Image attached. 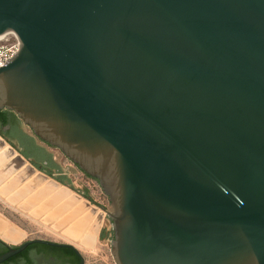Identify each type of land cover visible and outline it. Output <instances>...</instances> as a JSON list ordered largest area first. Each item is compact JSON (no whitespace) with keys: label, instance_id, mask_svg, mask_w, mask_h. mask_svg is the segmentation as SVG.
<instances>
[{"label":"water","instance_id":"water-1","mask_svg":"<svg viewBox=\"0 0 264 264\" xmlns=\"http://www.w3.org/2000/svg\"><path fill=\"white\" fill-rule=\"evenodd\" d=\"M7 32L0 110L98 182L115 264H264V0H0ZM33 244L79 255L0 263Z\"/></svg>","mask_w":264,"mask_h":264},{"label":"rangeland","instance_id":"rangeland-1","mask_svg":"<svg viewBox=\"0 0 264 264\" xmlns=\"http://www.w3.org/2000/svg\"><path fill=\"white\" fill-rule=\"evenodd\" d=\"M5 145H7L8 147L10 146L9 144H5ZM10 147L14 149L12 146ZM50 151L52 152L54 158L58 162L63 177L68 181L69 184V186L62 185L56 180L47 177V180L58 183L57 189L58 188L66 189L65 190L66 193L61 198H59V202H57V205L64 206L65 204H68L69 202L73 203L74 201V204L68 206L67 209H65L63 215H61L60 217H63L65 214L66 216L68 214H72L73 211H75L78 207L76 205L77 201H81L85 205L84 208L85 211L84 210L78 211L76 215L80 214L81 216L79 215L77 217L79 218L85 217L91 212L89 217L87 216L88 219H86L88 220L86 221L87 223L86 225H88V228H92L96 226L95 224L96 218H99L100 221L99 224L97 223L98 231L92 246L87 248L80 246L78 248L76 247V249L79 251V254L84 259L85 264H115L110 253V240L112 239V235L110 234V236H107L104 239L100 238V234L101 233L103 234L104 231L108 233L111 232V222L105 213V210L108 209L109 207L108 198L103 194L97 181L87 177L75 164H73L70 160L66 159L65 156L58 149L50 148ZM15 153L16 155H20V153L17 150H15ZM10 162L11 159H9L6 163L0 166V175L1 174L4 175V176L1 175L3 176L2 177L3 180L0 181V187L1 185L3 186L7 185V182L9 181L18 183L17 187H20V185L24 183L20 181L21 178L23 179L27 178L25 181L31 182L33 179L36 178L37 175H39V173L37 174L33 173L34 175L31 173L29 174L22 173L17 175L18 172L21 171L20 168L17 172L13 174H9L7 176V172H5L6 173L5 174L3 169ZM26 164L28 166L29 165L32 166V164L28 161L26 162ZM34 191H37V189ZM33 192L31 191L29 195L32 194ZM83 192L87 193L90 199L84 198L81 195V193ZM53 193H56L55 190ZM53 193L51 194L53 195ZM86 203L88 205H86ZM18 205L19 204H12L9 201H7V195L6 196L0 195V217L4 219L9 225L13 226L15 229H17L19 232L23 234L22 236L23 238H21L15 245H20L23 242L32 239H45L60 243L66 242L62 237L61 231H54L52 229V224L44 225L41 222L40 218L34 217L33 215L30 214V211L28 212L24 211ZM95 213H97V216L95 215ZM74 220H76V217Z\"/></svg>","mask_w":264,"mask_h":264},{"label":"bare ground","instance_id":"bare-ground-1","mask_svg":"<svg viewBox=\"0 0 264 264\" xmlns=\"http://www.w3.org/2000/svg\"><path fill=\"white\" fill-rule=\"evenodd\" d=\"M10 156H11L10 159L12 164L13 163L16 164L19 162L18 155L16 154L11 155L8 146L3 145L0 139V166L2 161ZM9 172L10 170L7 171V176L9 175L8 174ZM29 172H30V167L27 164H25L22 166L21 171L18 172L17 175L22 173L29 174ZM3 176L0 177V181L3 180L2 179ZM17 185L18 183L16 182L14 183L11 181L7 182V185L4 186L1 185L0 195L3 196L7 195V201H9L12 204H19L18 206L24 211L27 212L30 211V214L36 218H40L41 222L44 225L52 224V229L54 231H61L63 239L67 243L72 244L75 248L76 247L78 248L80 246L86 248L92 246L98 231L97 223L99 224L100 221L99 218H96L95 220L96 226L92 228H88V225H86L87 224L86 221L88 220L86 219H88L91 212L85 217H81V218L77 217L80 214L76 215V213L80 210H84L85 208V205L81 201H77L76 205L78 207L75 211H73L72 214H68L67 216L65 214L63 217H60L61 215H63L65 209H67L68 206L74 204L73 201V203L69 202L70 204L68 203L65 204L64 206L57 205V202H59V198H61L66 193L65 188L57 189L55 183L49 180L44 181L43 177H41L40 175H37L36 178L33 179L31 182L24 181V183L20 185V187H17ZM40 185H42V187L39 190L34 191L36 187H39ZM54 190L56 193H53ZM31 191L34 192L29 195ZM51 193H53V195ZM23 199L26 200L23 201ZM95 215L97 216V213H95ZM75 217L76 220H74ZM22 236L23 234L21 232H19L13 226L9 225L4 219L0 217L1 239L6 240L7 242L10 243H17L21 238H23Z\"/></svg>","mask_w":264,"mask_h":264},{"label":"flooded vegetation","instance_id":"flooded-vegetation-1","mask_svg":"<svg viewBox=\"0 0 264 264\" xmlns=\"http://www.w3.org/2000/svg\"><path fill=\"white\" fill-rule=\"evenodd\" d=\"M6 112V120L4 122L0 120V138L17 150L40 173L54 180L58 177H63L59 164L50 151V148L53 147H50L33 136L30 130L22 124L21 120L13 112ZM66 186H69V184ZM110 234L113 237L112 229L110 233L104 231V237L110 236ZM61 243L69 244L66 242ZM18 246L8 244L6 240L1 239L0 255L7 253L10 248L15 249ZM64 249L68 248L40 244L28 246L22 252L4 260L0 264H79L80 254L77 255L73 252L72 255H68ZM83 264H85L84 259Z\"/></svg>","mask_w":264,"mask_h":264},{"label":"built area","instance_id":"built-area-1","mask_svg":"<svg viewBox=\"0 0 264 264\" xmlns=\"http://www.w3.org/2000/svg\"><path fill=\"white\" fill-rule=\"evenodd\" d=\"M19 43L11 32L0 35V67L4 66L18 51Z\"/></svg>","mask_w":264,"mask_h":264},{"label":"trees","instance_id":"trees-1","mask_svg":"<svg viewBox=\"0 0 264 264\" xmlns=\"http://www.w3.org/2000/svg\"><path fill=\"white\" fill-rule=\"evenodd\" d=\"M7 110H0V120L1 121H5L6 120V117H7V112H6ZM25 157H27V156H25ZM84 173V172H83ZM85 174V173H84ZM86 175V174H85ZM87 177H89L88 175H86ZM89 178H91V177H89ZM91 179H93V178H91ZM57 182H59V183H61L62 185H67L68 184V181L64 178V177H58V178H56L55 179ZM93 180H95V179H93ZM96 181V180H95ZM98 183V182H97ZM81 195L84 197V198H86V199H90V197L88 196V194L87 193H85V192H83V193H81ZM100 238L101 239H104L105 237H104V233L102 234H100ZM35 245H38V244H33V245H30V246H35ZM65 250V252L69 255H72L73 254V251H71L70 249H64Z\"/></svg>","mask_w":264,"mask_h":264},{"label":"crops","instance_id":"crops-1","mask_svg":"<svg viewBox=\"0 0 264 264\" xmlns=\"http://www.w3.org/2000/svg\"><path fill=\"white\" fill-rule=\"evenodd\" d=\"M22 168V167H21ZM37 173H40L36 168H35V174H37ZM26 183V182H25ZM42 187V185H40L39 187H36V189L37 190H39L40 188ZM35 189V190H36ZM26 199H23V201H25ZM22 201V202H23ZM36 206H38V205H36ZM8 244H11V245H15L16 243H10V242H7Z\"/></svg>","mask_w":264,"mask_h":264}]
</instances>
